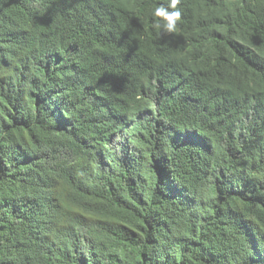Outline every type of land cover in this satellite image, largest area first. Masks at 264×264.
Segmentation results:
<instances>
[{
  "label": "trees",
  "instance_id": "trees-1",
  "mask_svg": "<svg viewBox=\"0 0 264 264\" xmlns=\"http://www.w3.org/2000/svg\"><path fill=\"white\" fill-rule=\"evenodd\" d=\"M159 3L0 0V264H264V0Z\"/></svg>",
  "mask_w": 264,
  "mask_h": 264
},
{
  "label": "clouds",
  "instance_id": "clouds-1",
  "mask_svg": "<svg viewBox=\"0 0 264 264\" xmlns=\"http://www.w3.org/2000/svg\"><path fill=\"white\" fill-rule=\"evenodd\" d=\"M180 3L181 0H168L167 5L164 3L155 5L152 15L158 19L154 22V27L163 28L166 33H175L178 22L181 21V10L178 8Z\"/></svg>",
  "mask_w": 264,
  "mask_h": 264
}]
</instances>
